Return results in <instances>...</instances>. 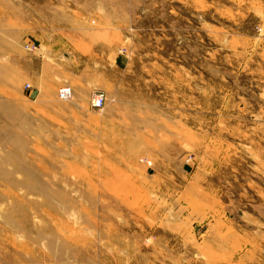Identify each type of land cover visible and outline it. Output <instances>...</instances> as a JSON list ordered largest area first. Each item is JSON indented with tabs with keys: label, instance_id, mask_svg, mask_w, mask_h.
<instances>
[{
	"label": "rangeland",
	"instance_id": "obj_1",
	"mask_svg": "<svg viewBox=\"0 0 264 264\" xmlns=\"http://www.w3.org/2000/svg\"><path fill=\"white\" fill-rule=\"evenodd\" d=\"M0 264H264V0H0Z\"/></svg>",
	"mask_w": 264,
	"mask_h": 264
},
{
	"label": "built area",
	"instance_id": "obj_2",
	"mask_svg": "<svg viewBox=\"0 0 264 264\" xmlns=\"http://www.w3.org/2000/svg\"><path fill=\"white\" fill-rule=\"evenodd\" d=\"M59 98L67 100L72 98L73 89L69 85H63L58 90ZM106 102V96L103 92H97L92 98V105L96 108H103Z\"/></svg>",
	"mask_w": 264,
	"mask_h": 264
},
{
	"label": "crops",
	"instance_id": "obj_3",
	"mask_svg": "<svg viewBox=\"0 0 264 264\" xmlns=\"http://www.w3.org/2000/svg\"><path fill=\"white\" fill-rule=\"evenodd\" d=\"M59 90V89H58Z\"/></svg>",
	"mask_w": 264,
	"mask_h": 264
}]
</instances>
